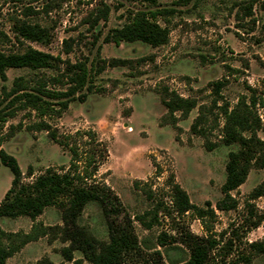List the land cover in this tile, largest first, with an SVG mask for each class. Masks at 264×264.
Wrapping results in <instances>:
<instances>
[{
    "label": "rangeland",
    "instance_id": "rangeland-1",
    "mask_svg": "<svg viewBox=\"0 0 264 264\" xmlns=\"http://www.w3.org/2000/svg\"><path fill=\"white\" fill-rule=\"evenodd\" d=\"M101 3L109 7L108 19L89 30L84 21ZM158 6L172 9L173 14L168 17V42L153 48L141 42L104 43L108 31L120 27L129 11L153 8L142 0H0V31L8 37L0 38V51H21L30 45L70 63L93 58L130 61L92 76L89 89L69 100L60 116L43 119L58 137L90 129L105 147L106 157L98 160L87 183L108 187L118 197L122 211L105 216L98 203L89 202L76 219L77 227L97 241L107 242V223L129 218L140 251L125 264L186 261L189 251L182 242L186 232L216 241L208 264H247L245 257L248 264H264V253H254L249 247L252 242L264 247L262 160L253 161L245 181L230 192L235 208H215L224 197L221 187L228 154L238 150L237 144L224 145L220 140V106L235 105L240 95H248V86L264 92V0H158ZM26 13L27 20L52 28L49 44L14 41L12 19ZM66 40L69 53L65 52ZM64 68L59 63L55 70L8 69L6 81L0 80V91L3 86L9 90L18 77L47 79L63 75ZM224 79L216 94L212 84ZM48 87L66 88L51 83ZM81 94L84 100L78 98ZM171 94L194 99L196 106L186 115L180 111L171 115L163 103ZM257 113L263 125L257 136L264 139V107ZM36 122L33 112L18 110L0 123L1 148L17 160L24 183L47 168L68 171L71 159L68 149L55 143L50 134L33 128ZM195 122L204 134L192 132ZM85 149L79 147V151ZM28 169L32 175L27 174ZM11 180L10 170L0 165V201ZM173 184L187 194L191 205L203 210V217L195 209L180 212L175 208ZM72 228L63 221L59 204L48 206L33 220L1 217L0 229L5 233L32 235L6 264H92L78 250L70 252L71 261L65 259L63 251L70 247ZM161 235L165 245L158 246Z\"/></svg>",
    "mask_w": 264,
    "mask_h": 264
},
{
    "label": "trees",
    "instance_id": "trees-1",
    "mask_svg": "<svg viewBox=\"0 0 264 264\" xmlns=\"http://www.w3.org/2000/svg\"><path fill=\"white\" fill-rule=\"evenodd\" d=\"M183 1L187 3L190 0ZM142 2L153 8L129 11L126 21L120 27L108 31L104 37V43H113L119 46L123 42H141L155 48L168 42V17L173 14V10L160 8L158 0H142ZM251 6L252 2L247 7V16L251 14ZM108 15L109 7L101 3L100 6L92 9L84 22L89 25V30H93L100 21L105 22ZM27 16H29L28 13L23 18L14 17L12 19L11 32L14 41L20 45H24L25 42L49 44L53 36L52 28L29 21ZM160 21L163 24H160ZM99 37L100 33H97L95 40L97 41ZM0 38L7 39L8 37L0 31ZM64 45L66 46L65 52L69 53L67 40L64 41ZM88 62L85 59L70 63L68 60H62L59 56H53L30 45H26L21 51L9 53L0 51L1 81H6V70L8 69L55 70L59 63L65 65L63 75L51 76L47 79L43 76L36 79L18 77L14 79L9 90L4 86L1 87L0 123H5L18 110H29L38 119L33 128L45 130L55 143L68 149L71 154L68 171L58 173L47 168L32 182L24 183L17 160L1 148L4 138L0 137V165L6 166L12 174L10 188L0 201V218L26 216L33 220L42 214L48 206L59 204L63 211V221L73 227L69 229L68 235L70 247L63 251L67 261L72 260L70 252L78 250L82 253L83 258L92 264H125L127 258L139 254L140 251L139 242L129 218L119 223L115 221L107 223V242L97 241L75 224L77 217L89 202L98 203L105 216H109L111 212L119 214L122 211L118 197L108 187L93 182L87 183V180H92L98 160L105 159V147H102L96 133L90 129L77 130L72 134L58 137L56 133L50 131L49 125L43 120L45 117L53 115L60 116L67 109L69 100L84 88L89 89L88 84L92 76L99 74L106 67L125 66L130 63L125 59L97 61L95 58L89 62V65ZM224 82L225 79L212 84L216 94H219ZM48 83L53 86H66V88L48 87ZM246 90L248 95H240L232 107H229L227 103L220 106L223 118L220 140L224 145H238L236 152L228 154V162L225 167L226 178L221 187L224 197L215 205V208L220 211L235 208L236 202L230 192L245 181L249 169L255 164L254 162L262 160L259 167L264 168V139L257 136V131L263 128L257 111L258 108L264 107V92L257 91L250 86ZM78 98L84 100L85 96L81 94ZM3 103L6 104L1 107ZM163 103L171 115L176 111L186 115L196 106L194 99L183 98L175 94H171L169 98L166 97ZM213 104L216 105V100L213 101ZM197 120L199 121L201 118ZM18 128H21V124L18 125ZM191 130L194 133L204 134V129L197 130L196 122L191 125ZM80 146L87 147V149L79 151ZM211 146H208V150H211ZM80 163L82 164L79 165ZM27 174L32 175V171L28 169ZM172 193L174 205L178 211L187 212L195 209L198 216L203 217L201 214L203 210L191 205L187 194L177 184L172 185ZM60 199H64L65 203H62ZM183 236L182 242L189 251V257L186 261L172 264H208L211 250L215 247L216 241L190 232L184 233ZM30 240H32L31 234L5 233L0 229V264H6V260ZM157 244L158 246L165 245L162 235L158 236ZM249 247L254 253H264V247L258 242L250 243ZM155 254L159 257L158 251H155ZM243 259L248 264L249 259L247 257ZM154 264L165 263L157 261Z\"/></svg>",
    "mask_w": 264,
    "mask_h": 264
}]
</instances>
